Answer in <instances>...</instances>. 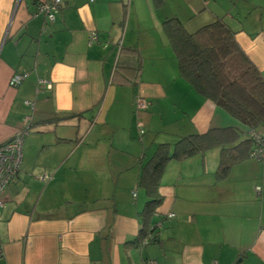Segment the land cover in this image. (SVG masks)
I'll list each match as a JSON object with an SVG mask.
<instances>
[{"label":"crops","instance_id":"0c3cea01","mask_svg":"<svg viewBox=\"0 0 264 264\" xmlns=\"http://www.w3.org/2000/svg\"><path fill=\"white\" fill-rule=\"evenodd\" d=\"M38 2L0 0V144L28 125L2 193L0 264H264V162L234 148L218 176L226 143L170 159L143 221L150 197L138 183L158 144L243 128L180 76L162 20L189 31L223 20L264 76V0H62L52 21L34 14ZM124 49L140 57L138 73ZM122 56L128 80L114 74ZM16 71L28 75L11 86Z\"/></svg>","mask_w":264,"mask_h":264},{"label":"trees","instance_id":"16d2710c","mask_svg":"<svg viewBox=\"0 0 264 264\" xmlns=\"http://www.w3.org/2000/svg\"><path fill=\"white\" fill-rule=\"evenodd\" d=\"M151 2L154 7H158L162 0ZM161 25L177 60L180 76L197 93L237 119L243 128H211L203 134L181 137L173 146L158 144L150 158L142 164L138 179V183L145 187L150 197L141 213L142 221L146 220L160 202L156 192L157 181L168 160L181 159L211 146L231 144L229 148L221 149L217 170L218 176H221L235 157L229 151L239 149L238 157H242L253 143L249 132L264 133V76L238 44L233 30L221 19H214L193 31L186 29L177 17H166ZM124 51L128 57L127 65L124 62V66L138 73L140 57L133 49ZM121 61L123 56L118 60L114 74H119L121 80H128V77L119 72ZM243 130L246 138L238 140ZM235 141L236 144L232 145ZM146 231H150L153 236V230L144 227L143 234Z\"/></svg>","mask_w":264,"mask_h":264},{"label":"built area","instance_id":"2783aa9c","mask_svg":"<svg viewBox=\"0 0 264 264\" xmlns=\"http://www.w3.org/2000/svg\"><path fill=\"white\" fill-rule=\"evenodd\" d=\"M62 0H39L34 14H43L48 21L54 19L55 11L60 7ZM89 42H93L97 39L95 32L89 33ZM27 72L16 71L9 78V85L17 86L27 77ZM38 89L45 87L50 88L51 83L49 81L38 79L37 80ZM25 104L32 108L33 103L31 101H25ZM148 106V100L140 93L134 94V107L135 110H144ZM26 124L29 122L30 117L26 116L24 118ZM139 132L143 133V129L138 123ZM28 125L22 128L20 131L15 133L11 139L0 144V208L3 205L2 193L5 186L10 181V179L15 176L18 172L21 159H22V144L25 135L28 132ZM253 143L248 151V156L254 158L257 161L264 162V133H255L254 131L249 132ZM43 180L48 178L47 174L41 176ZM255 191L260 192V187L255 186ZM172 213H169L168 216H172ZM151 234H148L142 238V243H147ZM2 256V250L0 248V257ZM143 264H155L152 260H146Z\"/></svg>","mask_w":264,"mask_h":264},{"label":"rangeland","instance_id":"374dc122","mask_svg":"<svg viewBox=\"0 0 264 264\" xmlns=\"http://www.w3.org/2000/svg\"><path fill=\"white\" fill-rule=\"evenodd\" d=\"M134 2H135V0H134ZM131 18H132V17H131ZM131 18H130V19H131ZM127 21H128V14H125V19H124V23H125V25H126Z\"/></svg>","mask_w":264,"mask_h":264}]
</instances>
